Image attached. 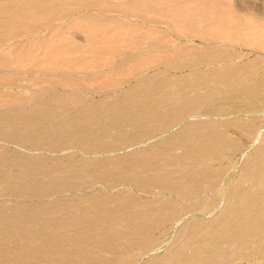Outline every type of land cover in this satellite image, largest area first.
Here are the masks:
<instances>
[{
    "label": "bare ground",
    "instance_id": "1",
    "mask_svg": "<svg viewBox=\"0 0 264 264\" xmlns=\"http://www.w3.org/2000/svg\"><path fill=\"white\" fill-rule=\"evenodd\" d=\"M131 1L0 0V86L12 92H0V113L7 112L0 117V140L26 151L0 159V196L18 198L0 202V264H264V126L258 124L264 121V73L258 63L206 68L207 73L196 77L176 74L192 67L137 66L120 59L119 67L118 60L111 61L112 69L128 73L129 80H64L80 67L96 71V52L148 45L143 27L126 22L144 25L148 18L143 14L149 12L161 15L148 23L164 26L187 43L198 38L258 48L264 29L254 28L245 17L236 19L222 0H155V9H146L147 0ZM96 12L119 18L100 21L104 18ZM186 45L172 56L190 60ZM214 52L213 61L219 56ZM8 71L60 80L48 87L39 78L23 84ZM106 87L109 91L99 90ZM110 92L112 97L96 98ZM180 116L190 122L167 137ZM219 123H224L222 131L216 129ZM198 125L202 129L194 131ZM233 125L249 136L245 151L240 138L228 132ZM132 131L144 135L129 136ZM193 131L201 134L188 136ZM182 135L190 141L184 154L168 152V139L181 140ZM41 150L50 156L47 166L43 157L34 156ZM226 151L240 153V160L225 171L221 162V167L213 164ZM77 152L81 156L74 160ZM109 152L121 157L105 158ZM61 154L69 162H62ZM180 160L190 161L185 165ZM10 166L19 169L15 177H8ZM222 175L231 176L220 185L218 197L210 195L183 210L171 202L129 200L125 192L109 197L96 188L101 183L110 191L114 183L125 186L141 179L147 186L195 199L202 188L214 190L215 181L206 187L193 179L218 181ZM35 197L48 202L20 200ZM164 212L172 218L169 229L180 228L162 243L148 232L159 230ZM188 212L201 217L189 219Z\"/></svg>",
    "mask_w": 264,
    "mask_h": 264
},
{
    "label": "rangeland",
    "instance_id": "2",
    "mask_svg": "<svg viewBox=\"0 0 264 264\" xmlns=\"http://www.w3.org/2000/svg\"><path fill=\"white\" fill-rule=\"evenodd\" d=\"M129 1L131 2V0H121V1L120 0H108V2H111V3L129 2ZM222 2L228 5L229 10L231 11V14L236 19L241 18V16H242V18L245 17L246 20L250 24H252L254 28H258L261 30L264 29V0H222ZM194 4L195 3H193V5ZM97 13L98 12H96V14ZM160 15L161 14H158L157 12L143 14L144 17L148 18L147 23H145L144 25H142L141 21L137 22L136 20H131V21L126 22V23H128V26H131V28H133L136 25H140V27H143L144 31H146L144 34V38L150 42L146 46H143L140 48H135L133 50H137V51L147 50L149 52H154L155 57H157V58H161V57H162V59L167 58L166 60H164V63H161V62L159 63V64H162L164 67L168 66L166 64L184 66L186 64H189V60L187 61V59L184 58L183 56L176 59L177 57H174L172 55L174 53H176V51H178L180 48L185 47V43L187 45L190 44L189 46H187V45L186 46L189 48H192V50H198V49L204 48V47L208 48L207 45H210V49H212V47L214 49V50L212 49L213 54L215 53L214 52L215 50L219 51L218 52V54H219L218 59L214 60L213 64L209 65V66H211L209 68L210 71L211 70H223V69H229V68H232V69L233 68H240V67L250 66L252 64L258 63L257 67L259 69V73H264V38L259 39L260 47H258V48L257 47H255V48L244 47L243 48L240 45H230V44L229 45L228 44L227 45H223V44L220 45L216 42L202 43L200 41V39H198V38L191 39L187 43V39L181 38L172 32L167 33L164 30V28H165L164 26L157 24V23H148L151 20L155 21V20L159 19ZM98 16H100V17L103 16V18H104V20H100V21H107L108 19H105L106 17H108V18L109 17L119 18V15L115 14V13H111V14H100V13H98L96 17H98ZM135 16L139 17L142 15H135ZM96 20H98V19H96ZM77 36H78L77 38L80 40H82L84 38L83 35L82 36L77 35ZM130 50L131 49H120L116 53V57L113 61H117V60H120L121 58H125L128 54L130 55L131 52L126 53V51H130ZM167 53H169L167 55L168 57L165 56V54H167ZM96 55H98V54H96ZM214 55H216V54H214ZM171 59L173 60L172 62H171ZM155 64H157V63H155ZM116 65L119 67V65H121L120 61H117ZM94 70H96V71L90 70V68H88V67H80V68H78L77 72H72V74L68 78H65L64 80L75 81V82H78V81L79 82H95L96 81V84H99L103 81L110 82L113 79H117V78L125 81V80H129L128 78L130 77V75H128V73H126V72L120 71L121 73L120 72L118 73L117 70H120L119 68L118 69H112V68L106 69L104 67H98V68H95ZM206 70L207 69L205 68V66H200L198 68H193V69H189V70L188 69L180 70L176 74H178L177 76L190 74V75H194L197 77V76H201V75L207 73L208 71L206 72ZM154 71H155V69H152L149 71L148 74H152V73H154ZM8 72L10 75H12L15 78V81H18V82L23 83V84H26V81L29 79L39 78L42 80V86L48 87V86L52 85L50 82L60 80L59 78H54L52 76L46 77L43 74H34L31 76H26L22 73H16V72H11V71H8ZM105 73L110 74V76L103 75ZM0 74H1V72H0ZM98 75H101V76H98ZM97 88H99V87H97ZM10 90H11V88H5L3 86H0V92L12 93ZM32 90L36 91V88H33ZM55 90H56V87H55ZM55 90H53V91H55ZM99 90L103 91V92L106 90L109 91V89L107 87L106 88H100ZM16 91H17V93H16ZM13 92L16 94H19L18 90L14 89ZM85 93L88 94L89 96L91 94L90 92H85ZM113 95H114V93H112V92L103 93V94H96V98L112 97ZM199 111L201 114V112H203V109H201ZM199 111L197 113H199ZM6 113H7L6 111L1 112L0 117H5ZM197 118H198L197 120H199L198 122L204 121L202 119H199V118H201L200 115H198ZM244 118H246V117H244ZM188 119H189L188 117L180 116L178 119V122L175 125H173V127L171 129L166 131V133H167L166 136L171 137V136H173V134L178 133L179 130L181 131V128H183L185 125H187L190 122ZM233 119L234 118H231L230 120H233ZM258 122H259L258 124L260 126L263 124L261 127L264 126V121H258ZM223 125H224V123H219L218 127L216 129H219L222 131L223 129H225ZM199 127H200L199 125L197 127H195L194 131L202 129ZM194 131L192 133L190 132L188 134V136H199L201 134V132H199V131L198 132H194ZM228 132L233 137H235L237 139L240 138L239 142H240V144H242L241 150L245 151L246 147H243V144L245 146V143L248 142V137H249L248 134L246 132L239 130V127H237V126L235 127L234 125L229 128ZM193 133H194V135H193ZM195 133H197V134H195ZM128 135L132 136V137H140V136H143L144 134H140V132L132 131ZM168 135H171V136H168ZM188 136L182 135L181 140H179V139H177V140L168 139V143H170L169 146H170V148H172V149L168 150V152L175 153V154H184L185 151L183 149L190 146V141H188V139H189ZM242 140L245 142H243ZM8 141L9 140H7V141L0 140V159L11 160L14 157H17V156L20 157L26 153L24 148L19 147V145H17L15 142H11L8 144ZM111 145H114V144L112 143ZM146 145L148 146L149 144H145L144 146L146 147ZM150 145H151V143H150ZM229 151H231V150H229ZM110 153L111 152H109V154L104 156V157L109 158L112 155L114 158L121 157V154H115V153H112V155L110 156ZM225 153H227V154H225ZM225 153H223V155H222L225 158V160L222 159L223 158L222 157V158H220L221 160L219 159L220 161L217 160L218 163H217V161H215V163L213 165L215 167H221V166L224 167L225 166V168H223V167L222 168L226 171L227 170L226 168H229L230 166H232L234 164V162L240 160V153H238L239 155L238 154L234 155L233 154L234 152L229 153L228 151H226ZM36 155L43 157L45 160L44 165H46V166L48 165L49 158H50V156L48 155V151L41 150L40 153L37 152V154H34V156H36ZM117 155H118V157H117ZM80 156H81L80 153L77 152V153H74L72 158L75 160V159L79 158ZM113 157H111V158H113ZM227 157L229 159H227ZM58 158L64 163L69 162L68 158L66 157L65 154H61L60 156H58ZM180 161H182V160H180ZM184 161L187 162L190 160H183L181 162V164L182 163L184 164L185 163ZM151 162L156 163L157 161L151 160ZM220 162H221V166H219ZM186 164L187 163H185V165ZM189 164H191V163H189ZM24 166L29 168L31 166V164L29 162H26L24 164ZM18 170L19 169L16 168L15 166L8 167L7 168V171H9L8 177H15ZM230 176L231 175H228V177H230ZM221 177H223V175L219 177L220 179L219 178L217 179L218 181L212 180L210 178H202V179H197V180L193 179V182H196L199 185L202 184V186H206V187H209V185H204V184H207L209 181H215V189H214L215 191L212 189L208 190L206 188H202L201 190H198L195 193V194L200 195L199 197H197L195 199H184L181 196H178L176 193H172V192H169L167 190L161 189L157 185L151 184V185L147 186V185H145L146 183L144 184L141 179L133 180V181H135V184L131 183V184H127L125 186L120 185L119 183H117V184L114 183L115 187L113 189H110V191H109V189L105 188L104 186H101L102 185L101 183H100V185H99V183H97L96 188L98 187L97 191L102 190V192L107 193V196H109V197H111L110 195H112L113 197H118L119 196L118 194L125 192L126 193L125 195L127 196V198L129 200L130 199L131 200L136 199L139 202H144V203L149 202V203H152L154 205L155 204L158 205L161 202L162 203L171 202L172 204L177 206L176 210H179L181 207H183L184 209H188V208H191L194 206L196 207V204L203 201L202 199L218 197L222 192L220 185L222 187V185L228 181V177L227 178H221ZM138 181H140L141 183ZM176 181L177 180H174V182H176ZM216 183H218L217 184L218 186L216 185ZM117 187H119V188H117ZM103 189H105V191ZM1 194H3V192H1L0 195ZM210 195H212L213 197L212 196L210 197ZM163 199H164V201H163ZM17 200H18V198H15V197L0 196V202L6 201L7 203H13ZM20 200L21 201L23 200L22 202H26V203L48 202L47 198H36V197L35 198H20ZM135 203H137V202H135ZM175 206H174V208H175ZM183 208H181V209L183 210ZM168 213H170V212H164L159 216L162 218V223H163V224L161 223L159 230L163 234H161V233L158 234L159 230H155V231L153 230L154 235L152 234V231H150L151 233L148 232L149 237H151V238H153L159 242H162V243L165 241L167 242V241L173 239L172 236L175 235L174 234L175 232L177 233V231L179 230L180 227L178 226V228L176 227V228L169 229V226H170L169 221H171L170 219H172V218H171L170 214H168ZM191 213L192 212H188L189 215L185 214V216L188 215L189 219L190 218L194 219L197 216L201 217L200 215H198L194 212L192 214ZM164 214H167L168 216H166ZM167 225H169V226H167ZM155 236H158V238H156ZM160 253L163 254V252L160 251L158 254L159 256H161ZM30 262H31V260H30ZM27 264H29V261H27Z\"/></svg>",
    "mask_w": 264,
    "mask_h": 264
},
{
    "label": "crops",
    "instance_id": "3",
    "mask_svg": "<svg viewBox=\"0 0 264 264\" xmlns=\"http://www.w3.org/2000/svg\"><path fill=\"white\" fill-rule=\"evenodd\" d=\"M152 1H155V0H147V2H145L146 9H155L156 5H154V3H156L157 1L156 2H152ZM149 13H152V12H149ZM205 49H207V47H205ZM205 49L200 48L198 50H192V48H190L189 52L192 53V55H190L191 59L189 60V64L184 65V67L198 68L200 66H205V68H210L211 66L209 65L213 64V59H212L213 52H212V49L210 48H208L209 49L208 52H205ZM128 52H131L130 55L128 54L129 56L127 55L125 58H121L122 62H136L138 64L137 66H139L140 64L146 65L149 63L148 66L164 67L162 64H159L160 62L164 60H162V57L161 58L155 57L154 52H149L147 50L137 51L133 49H131L130 51H126V53ZM116 53L117 52H108V53L107 52H96V54H98L96 55V57L99 60V62L96 63V68L104 67L106 69H110L112 68V66H115V64H112L111 61L115 59ZM155 63H157L158 65H156ZM101 75H98V76H101ZM103 75L110 76V74L108 73H105Z\"/></svg>",
    "mask_w": 264,
    "mask_h": 264
}]
</instances>
